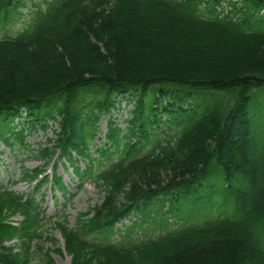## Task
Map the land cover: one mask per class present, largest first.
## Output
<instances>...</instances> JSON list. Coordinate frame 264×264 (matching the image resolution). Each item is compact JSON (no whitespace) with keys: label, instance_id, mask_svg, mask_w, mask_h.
<instances>
[{"label":"trees","instance_id":"16d2710c","mask_svg":"<svg viewBox=\"0 0 264 264\" xmlns=\"http://www.w3.org/2000/svg\"><path fill=\"white\" fill-rule=\"evenodd\" d=\"M20 4L0 0L1 24ZM182 88L217 97L186 103ZM120 96L137 100L133 117L124 135L108 119V141L93 158L90 141ZM262 104L264 0H46L28 28L0 38V139L26 147L27 134L53 121L56 138L35 157L48 166L58 155L78 186L92 180L104 193L75 226L68 215L57 222L70 264H264ZM123 139V155L104 166ZM44 172L22 179L51 183L67 199L62 177ZM39 191L19 195L0 178V264H27L43 224ZM192 195L224 200L221 212L146 240H111L123 218L180 215ZM15 237L26 240L17 249Z\"/></svg>","mask_w":264,"mask_h":264},{"label":"rangeland","instance_id":"374dc122","mask_svg":"<svg viewBox=\"0 0 264 264\" xmlns=\"http://www.w3.org/2000/svg\"><path fill=\"white\" fill-rule=\"evenodd\" d=\"M46 7V0H22V4L15 10L10 12L9 17L6 19L3 29H0V38L6 35L15 36L20 31L27 28L33 21L37 10L44 9ZM165 85L157 84L154 87L161 88ZM153 87V86H152ZM184 92L178 90V95H180V100L183 102H195L200 101V103L215 99L217 96L211 91L194 93L192 95L187 94V90L182 88ZM121 97V96H120ZM118 98L117 104L112 110L109 116H104L98 123V128L95 137L90 141L91 149L94 150L96 146H100L108 141L106 134L108 132V119L111 116L115 125L120 127L122 130V135L127 130L126 119L133 116L130 112L132 106H135L137 102L134 99L124 100L127 104L124 106L122 101ZM261 101H262V96ZM154 100V90L151 89L146 95V102L150 104ZM169 100V99H168ZM168 100L166 102H168ZM174 104L179 105L175 99H170ZM131 103V104H130ZM188 106V104H183ZM262 107L263 104H262ZM134 108V109H135ZM133 109V110H134ZM256 109V108H255ZM132 110V112H133ZM162 118H169L168 115H163ZM263 126V124H262ZM20 128V126H17ZM166 129L165 125L161 127ZM173 131L178 128V126L172 125ZM59 130L58 125L53 121H50V126L46 129L37 128L26 136V147L16 146L15 150L5 147L2 142H0V150L2 151L0 161V178L2 182L9 187L10 190H14L18 194H27L31 190V185L21 179L24 171L28 169L43 168V162L35 157L37 151L40 147L48 145L50 139H55L57 131ZM125 141L122 140L120 144L119 151L113 153L110 160L103 159L104 166L109 164V162L117 160L123 152L121 151L122 146ZM122 145V146H121ZM93 158H98L97 152ZM57 158V157H56ZM54 159V161L49 165L48 171L51 174L54 170L58 175L63 177L64 182L69 186L68 190L70 194L68 199L65 200L60 192L55 191L51 184H45L41 187V195H44V200L39 209V216L42 222L45 220L47 223L39 224L37 233L34 239L30 240L29 251L25 255V263L27 264H70L72 256L68 251V245L64 237L63 231L59 227L55 220L61 214H67L69 219V225L75 226L77 223V218L81 212H86L89 208L99 204L103 200L104 193L101 189L92 182H88L83 187H78V180L75 178L72 172V168L69 167L68 163H60V160ZM97 165V161H95ZM79 166L85 168V163L83 160H79ZM17 180L16 183L11 185V179ZM37 198H40V196ZM191 199L187 205V211H182L179 214H163L162 220L148 219L146 222L141 223L136 229L130 234V238L135 240H146L149 237H155L159 233H163L168 229H176L179 227L178 224H196L197 222L205 219H212L216 214L220 213L224 200L220 201L216 206H212L211 199L202 198L199 199L198 196H190ZM158 205L155 204L152 209L156 212ZM141 214H136L131 218L125 219L123 224L117 225L119 229H115L111 234V239L114 242H119L123 240V235L127 234L125 231L129 226H132L134 221L141 222ZM170 215V216H169ZM170 217L171 219L170 221ZM23 217L17 215L11 220L13 223L18 222ZM41 222V223H42ZM24 237H15L9 242V245L15 249L20 248ZM29 240V239H28Z\"/></svg>","mask_w":264,"mask_h":264},{"label":"bare ground","instance_id":"6f19581e","mask_svg":"<svg viewBox=\"0 0 264 264\" xmlns=\"http://www.w3.org/2000/svg\"><path fill=\"white\" fill-rule=\"evenodd\" d=\"M130 99H134L137 102V100L134 97L133 98L131 97ZM132 107L134 108L135 106H132Z\"/></svg>","mask_w":264,"mask_h":264}]
</instances>
